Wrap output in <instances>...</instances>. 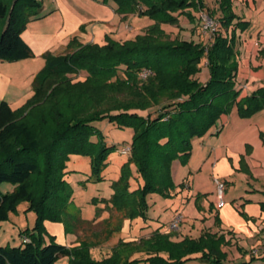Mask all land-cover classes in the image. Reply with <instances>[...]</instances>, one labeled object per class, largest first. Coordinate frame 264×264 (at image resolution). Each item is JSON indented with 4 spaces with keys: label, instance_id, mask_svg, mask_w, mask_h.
Listing matches in <instances>:
<instances>
[{
    "label": "trees",
    "instance_id": "1",
    "mask_svg": "<svg viewBox=\"0 0 264 264\" xmlns=\"http://www.w3.org/2000/svg\"><path fill=\"white\" fill-rule=\"evenodd\" d=\"M110 2L124 17L137 14L154 23L124 41L108 35L103 44L84 43L74 37L66 53L43 54L46 64L35 76L34 93L26 103L14 109L6 100L0 102V188L13 184L10 191L0 189V221L8 220L22 201L37 215L34 228L21 231L28 242L0 246V264H55L62 256H69L70 264H185L196 253L207 264L264 261V256L251 254V261L227 262L223 246L230 240L210 231L175 241L170 232L156 229L139 240L120 239L98 258L93 242L69 246L47 230L46 220L58 221L71 233L72 221L78 220L69 210L74 194L66 178L70 156L90 157V179L100 181L109 156L118 150L107 144L97 121L108 119L134 132L129 159L112 183V197L102 199L105 208L146 221L151 195L173 197V162H187L195 138L206 135L234 107L242 118L264 109V84L246 96L237 86L236 29L248 24L234 11L233 0H102ZM42 8L40 0H0V59L35 56L22 33ZM201 11L220 22L213 40L165 38L163 24L178 25L184 14L200 27ZM203 60L209 70L206 82L200 79ZM145 68L153 74L143 80L139 74ZM82 71L85 79L73 81L70 75ZM261 137L264 141V133ZM131 164L138 173L135 188Z\"/></svg>",
    "mask_w": 264,
    "mask_h": 264
},
{
    "label": "crops",
    "instance_id": "2",
    "mask_svg": "<svg viewBox=\"0 0 264 264\" xmlns=\"http://www.w3.org/2000/svg\"><path fill=\"white\" fill-rule=\"evenodd\" d=\"M43 1L41 14L32 19L22 33L35 56L17 61L0 59V102L6 100L14 109L32 97L35 75L45 63L44 53H66L69 42L76 36L84 43L103 44L108 35L120 40L123 19L127 18L115 12L116 6L107 7L98 0H83L91 8L90 11L87 8L89 16L75 10L68 0H52L49 4ZM233 4L240 20L248 24L244 29H236L240 51L236 80L241 96H246L264 84V0H233ZM102 19L104 21H100ZM197 33L201 34V30ZM193 38L196 40L195 35ZM207 72L203 79L200 76L202 82L209 79V70ZM261 133H264V109L249 118H242L237 107L223 114L206 135L193 140L186 163L180 159L173 162L176 184L173 197L151 195L153 207L158 209L162 203L164 209L172 211L173 219L167 222L127 219L121 237L131 241L149 237L156 229L171 232L170 223L180 214L183 221L178 231L172 233L173 240L198 238L206 231L224 234L230 240L223 246L228 254L227 262L251 261V249L259 244L264 228L261 205L264 202V141ZM216 177L226 182V204L222 208L217 205ZM36 219L35 213L32 222ZM45 224L49 226V220ZM138 226L140 232L134 234L133 228ZM61 228L65 231L64 223ZM61 228L54 232L48 230L57 236ZM71 235L70 241L58 237L57 241L69 246L78 244L77 235ZM7 244L18 246L21 243L0 238V246ZM96 250L98 258L110 251ZM200 256V253L193 254L185 264H207ZM250 264H264V261L254 259Z\"/></svg>",
    "mask_w": 264,
    "mask_h": 264
},
{
    "label": "rangeland",
    "instance_id": "3",
    "mask_svg": "<svg viewBox=\"0 0 264 264\" xmlns=\"http://www.w3.org/2000/svg\"><path fill=\"white\" fill-rule=\"evenodd\" d=\"M40 1H42V4L44 6V1ZM45 1L48 4L50 1L52 2V0ZM68 1L74 7L75 10H79L82 14L89 16L87 10V8H90L89 4H87L83 0ZM98 2L102 3V0H98ZM104 5H107V7L110 8H114L116 6L114 2H110ZM90 10L91 8L89 9V11ZM39 14H41V12ZM215 14L219 15L217 14V12H215ZM100 21L104 20L102 19ZM152 23L154 22L149 17H139L137 14H129L127 15L126 19H123V23L121 26L122 34H120L119 39L124 41L129 38H135L138 34L145 33ZM193 23L196 24V22L190 21L186 15L182 14L178 25L163 24L162 27L166 31L165 38L173 39L177 37L181 39H194L193 37L195 35L197 41L208 42L209 39L207 37H205L202 33H197V31L199 32L200 30L199 25L196 24L194 26ZM191 30H194L196 34H194L195 32L191 34L189 32ZM45 64L46 60L43 66H45ZM202 69L203 71L200 72V76H202L203 79L204 75L208 71V67L205 65V60H203L202 62ZM39 71L40 70H38V72ZM86 76L87 73L85 71H82L78 75H70L73 81L84 80ZM156 108L157 107L151 108V112H154ZM144 114L147 113L145 112ZM96 126L105 135V140L108 145H116L118 147V150L112 152V154L109 156V163L103 172L104 180L95 181L94 179H90V176L92 175V165L90 157L72 154L70 156L69 161L67 162L66 170L68 171V173L66 178L71 183L74 189L72 200L75 201V203L72 202L69 205V210L76 216H78V220L72 221L71 228L73 232L71 233L66 232V230L64 231L61 228L62 222L49 221V226L45 224L47 230L50 228L53 232L58 228H61V231L58 232L56 236L60 239H66L70 241L73 238L71 234L74 233L77 235L78 242L83 240L93 242V244H95V248L93 249L94 256L98 254V250H96L97 248H100L105 252L107 250L111 251L112 248L118 244L120 239L124 240L125 238H122L121 234L122 230L124 229L125 221L127 220V218H125L123 213L120 211L109 210L105 208L107 203L102 199H110V197H112V183L114 180H117L120 177L121 166L124 162L129 159V155L123 154L121 152V149L123 146L132 142L134 135L132 128L118 127V125L110 122L108 119L97 121ZM131 168L133 171V178H131V183L132 188H135L138 186V173L135 164H131ZM12 188L13 184L4 183L1 185L0 189L3 192H7L12 190ZM149 204L150 205L148 209V219L146 221H151V219H160V221L162 222H167L173 219L172 211L169 209H164L161 205L162 203L158 205V209L156 207L154 208L151 203ZM28 208L29 203L26 201H22L18 205L17 210L11 212V215L8 220L0 221V238L7 239L11 243H22L23 237L21 236V231L27 228L33 229L35 226V222H32L35 211ZM79 208L82 211L81 215L79 213ZM182 221L183 219L179 222V224ZM192 221L193 220H191L190 223H192ZM145 224H148V222H145ZM139 227L140 226L133 228L134 234L140 232ZM178 228L171 229L172 231L170 233L172 234L174 232H177ZM70 263L71 258L69 256H62L58 259L55 264Z\"/></svg>",
    "mask_w": 264,
    "mask_h": 264
},
{
    "label": "built area",
    "instance_id": "4",
    "mask_svg": "<svg viewBox=\"0 0 264 264\" xmlns=\"http://www.w3.org/2000/svg\"><path fill=\"white\" fill-rule=\"evenodd\" d=\"M200 30L201 33L207 37L209 40H213L217 31L220 28V22L216 17L211 16L207 12L201 11L200 14ZM153 74L151 69H143L139 76L141 79H147L150 75ZM131 151V145L127 144L122 147L121 152L125 155H128ZM217 185V205L222 208L226 204L225 200V190L226 182L218 177L215 178ZM183 219L182 215H177L175 219L170 223V229L178 228L179 222ZM29 238L27 236L23 237V242H28ZM251 254L254 256H264V228L261 232L259 244L251 249Z\"/></svg>",
    "mask_w": 264,
    "mask_h": 264
}]
</instances>
